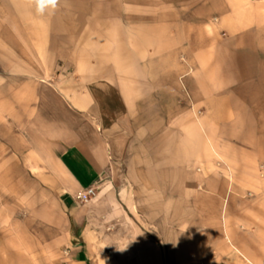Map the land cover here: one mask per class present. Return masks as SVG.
Returning a JSON list of instances; mask_svg holds the SVG:
<instances>
[{"label":"crops","instance_id":"crops-1","mask_svg":"<svg viewBox=\"0 0 264 264\" xmlns=\"http://www.w3.org/2000/svg\"><path fill=\"white\" fill-rule=\"evenodd\" d=\"M116 15L94 0H58L42 14L35 0H0V139L66 216L50 223L56 235L40 264L247 261L223 230V178L190 169L209 158L187 139L191 116L162 112L166 97L145 92L128 57L112 63ZM128 36L126 52L136 43ZM238 63L249 76L246 59ZM87 189L94 197L76 202Z\"/></svg>","mask_w":264,"mask_h":264},{"label":"rangeland","instance_id":"rangeland-1","mask_svg":"<svg viewBox=\"0 0 264 264\" xmlns=\"http://www.w3.org/2000/svg\"><path fill=\"white\" fill-rule=\"evenodd\" d=\"M94 1L123 18L107 28L117 48L112 63L128 57V72L144 77L145 92L166 97L162 112L191 116L198 131L187 139L193 147L201 141L209 158L190 169L223 178V230L248 258L235 263L264 264V0ZM128 34L136 43L126 52L120 41ZM241 57L250 72L244 78ZM1 138L0 264H40L56 235L50 223L60 224L64 213Z\"/></svg>","mask_w":264,"mask_h":264},{"label":"clouds","instance_id":"clouds-1","mask_svg":"<svg viewBox=\"0 0 264 264\" xmlns=\"http://www.w3.org/2000/svg\"><path fill=\"white\" fill-rule=\"evenodd\" d=\"M58 0H35L36 10L38 13H43L46 8L55 9Z\"/></svg>","mask_w":264,"mask_h":264},{"label":"built area","instance_id":"built-area-1","mask_svg":"<svg viewBox=\"0 0 264 264\" xmlns=\"http://www.w3.org/2000/svg\"><path fill=\"white\" fill-rule=\"evenodd\" d=\"M95 193L93 191V189H87L83 192H78L76 193L74 199L76 202L80 203V204H85L88 201H90V199H92L94 197Z\"/></svg>","mask_w":264,"mask_h":264},{"label":"bare ground","instance_id":"bare-ground-1","mask_svg":"<svg viewBox=\"0 0 264 264\" xmlns=\"http://www.w3.org/2000/svg\"><path fill=\"white\" fill-rule=\"evenodd\" d=\"M261 24V23H260Z\"/></svg>","mask_w":264,"mask_h":264}]
</instances>
